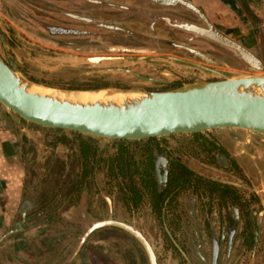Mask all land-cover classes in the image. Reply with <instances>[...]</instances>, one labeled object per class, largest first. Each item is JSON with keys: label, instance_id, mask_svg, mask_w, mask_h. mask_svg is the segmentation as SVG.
<instances>
[{"label": "flooded vegetation", "instance_id": "1", "mask_svg": "<svg viewBox=\"0 0 264 264\" xmlns=\"http://www.w3.org/2000/svg\"><path fill=\"white\" fill-rule=\"evenodd\" d=\"M134 4L128 9L111 7L109 14L118 19L117 22L122 19V13L133 16L134 21L145 24L152 35L159 28L164 29L168 37L181 35L186 38L185 42L198 40L204 43L206 50L187 47L185 42L167 41L185 49L190 55L187 58L205 66H217L210 57L221 50L242 61L247 69L263 68L264 14H260L255 0H218L209 14L191 0H135ZM84 11L88 13L87 9ZM210 16L224 19L212 20ZM70 17L90 23L89 18L71 13ZM60 27L54 35H90L85 30ZM209 29L225 37L229 43L206 36L203 30ZM109 30L115 32L120 27L109 26ZM0 33L5 37L1 27ZM0 41L2 44L1 38ZM4 50L7 51L2 44L0 55L4 61L7 64L13 62L30 78L13 51L8 48L12 54L9 58ZM151 69L158 77L155 79L163 82H151L146 86L148 90H165L168 86L199 79L195 74L171 69L179 80L168 82L160 75L163 68ZM195 133L178 134L191 135L196 142L199 136ZM208 142L198 144V151L190 153L182 152L183 146L178 144L152 146L151 181L136 183L135 191L125 194L118 180L119 210L132 214L146 211L156 229L163 231V238L157 241L158 247L154 251L157 264H264V162L260 156L254 157L248 152L243 155L233 153L229 148L230 136L221 140L214 137ZM73 162L74 159L72 165ZM139 162L136 160V164ZM49 193L52 196V191ZM49 204L52 205V201L49 200ZM156 221L158 223H154ZM116 230L120 239L130 238L139 245L133 243L132 247L131 243V249L129 246L120 249V253H128L127 264H145L144 260L148 264L145 251L137 240L120 228ZM119 244L122 246L123 242L119 241Z\"/></svg>", "mask_w": 264, "mask_h": 264}, {"label": "rangeland", "instance_id": "2", "mask_svg": "<svg viewBox=\"0 0 264 264\" xmlns=\"http://www.w3.org/2000/svg\"><path fill=\"white\" fill-rule=\"evenodd\" d=\"M255 1L258 4L257 9L260 10V14H264V2L262 0ZM48 3L52 5V8H49L50 5H46ZM15 7L20 12L13 11L14 15H12L10 9ZM204 9L209 14V8L204 7ZM71 11L64 4L57 3V0H0V27L5 32V37L0 34L3 37L1 39L3 48L7 49V51H4L9 54V58H11L10 55L12 54L9 53L8 48L13 51L15 56L21 60L23 70L30 77L29 79L57 87L96 81V83L106 82L109 85L118 83L122 86H127L124 88L146 89V86L151 83L146 86L141 85L138 83V79L122 73L91 74L88 71L95 70V68L84 66H61L56 70L49 71L46 67H53L55 63L47 60L46 57H60L67 54L139 55L142 53L136 50L147 49L149 47L159 52H171V54H158L173 55L191 60L187 58L190 56L188 51L178 46L170 45L167 42L173 41L183 44L186 38L181 35L174 38L168 37L164 29L156 28L155 33H153L154 38L147 31L145 24L142 25L135 22L133 16L130 17L122 13V19L117 22L118 19L112 17L113 15L109 14L111 11L105 8L100 11V17L97 14L98 10L96 11L95 9L93 10L94 13H90V16L83 15L87 14V12L84 11L83 13L81 7L74 8V12ZM70 13H74L78 17L89 18L90 23H86L77 17L71 18ZM210 18L212 20L224 19L215 16H210ZM226 21L229 20L227 19ZM56 25L85 30L90 35L57 36L51 34L47 27ZM109 26H118L120 30L112 32L109 30ZM129 33L134 34L131 35ZM64 41H74L78 45L70 46L62 44ZM115 43L119 45L115 46ZM185 43L190 48L208 49L204 43L198 40H191ZM2 44L0 43V47ZM121 47L130 48L133 51H122ZM210 58L217 65L213 67L254 71V69L245 68V64L242 61L229 56L221 50H217L216 55ZM130 68L140 75L158 78L151 67L147 65H133ZM263 70L264 64L261 71ZM197 80H200V78ZM200 133L199 137L196 138V142L191 135L187 134L161 136L158 141L161 145H165V143L182 145L181 151L190 153L193 151L197 152L198 144H208V141L214 137L221 140L225 139L226 136H230L231 143L229 144V148L233 153L243 155L242 153L248 152L254 157L260 156L261 161L264 162L263 133L236 128L214 129ZM72 138L71 134L67 132L48 131L41 128V136L36 142L39 146V151L35 155L36 164H39V168L36 171L40 176L36 183L37 187L44 188L43 190L47 189L48 191V189L50 190L49 185L52 180L59 178L50 190L52 191L50 198L52 208L49 211H66L72 207L76 211H85L88 216L82 222L80 216H77L72 222V226L74 227H78V225L79 227L82 226L81 234L91 222L109 217L111 211L113 219L135 225L145 235L153 250L156 251L158 247L156 246L158 245L157 241L163 238V231L160 228L156 229V225L152 224L150 213L137 211L135 214H132L130 211L119 210V204L117 203V182L109 176L104 160V158L115 152L116 145L108 140V138L99 137V139L95 140L102 159L98 166L93 169L92 174L82 179L81 183H79L80 185L76 186V181L79 179L80 167L76 161L75 145L70 142ZM140 158L139 153H137L136 159ZM73 159L74 165L71 164V160ZM223 161L226 163V158H223ZM42 208L44 207L42 206ZM116 228L112 226L101 227L92 231L87 236L83 243H87L93 262L96 260L100 264H127L125 258L128 256V253H120V249L124 250L128 246L130 248L131 243L133 247L135 241L130 238L124 240L126 237L120 239ZM78 239L77 237L76 240L78 241ZM119 241L123 242L122 246L119 244ZM136 246L139 247L137 244ZM144 262L147 264L146 260Z\"/></svg>", "mask_w": 264, "mask_h": 264}, {"label": "water", "instance_id": "3", "mask_svg": "<svg viewBox=\"0 0 264 264\" xmlns=\"http://www.w3.org/2000/svg\"><path fill=\"white\" fill-rule=\"evenodd\" d=\"M203 33L215 41L229 43L214 30H203ZM0 37L3 39L1 34ZM121 50L133 51L126 47ZM136 51L142 54L46 57L55 63L46 69L84 66L95 68L88 71L91 74H126L145 86L163 82L130 68L147 65L163 67L160 75L168 82L179 80L171 69L195 74L200 80L165 90L63 88L27 78L13 62L7 64L0 55V103L27 122L108 139L138 140L223 128L264 134V71L208 67L182 57L153 53L146 48ZM105 226L129 233L142 246L148 264H157L153 247L141 231L133 224L113 219L111 211L109 217L86 226L76 251L92 231Z\"/></svg>", "mask_w": 264, "mask_h": 264}, {"label": "crops", "instance_id": "4", "mask_svg": "<svg viewBox=\"0 0 264 264\" xmlns=\"http://www.w3.org/2000/svg\"><path fill=\"white\" fill-rule=\"evenodd\" d=\"M191 1L211 10L218 0ZM59 2L71 12L74 8L81 7L83 13L87 9L85 16L98 10L99 17L103 8L135 6V0ZM40 136L41 128L0 103V264H100L92 261L87 243L76 251L82 226L74 227L72 222L77 216L82 222L88 214L74 207L49 211L51 204L43 205L51 196L36 185L40 177L36 142Z\"/></svg>", "mask_w": 264, "mask_h": 264}, {"label": "trees", "instance_id": "5", "mask_svg": "<svg viewBox=\"0 0 264 264\" xmlns=\"http://www.w3.org/2000/svg\"><path fill=\"white\" fill-rule=\"evenodd\" d=\"M46 5H50L49 8H52V5L49 3ZM13 11L20 12V10L17 9L16 7L10 9V13L12 15H14ZM60 28L61 27L57 25L47 27V29L49 30L51 34H55L56 32H58ZM63 43L66 45H70V46L78 45V44H75L74 41H64L62 42V44ZM178 85L179 84L168 86L165 89H170ZM60 87L73 88V89H95V88H104V87H127V86H122L118 83L109 85L106 82L96 83V81H92V83L70 85V86H60ZM36 126L39 128L46 129L48 131H59L62 133L67 132L71 134L73 138L70 139L71 140L70 142L75 145L76 161L78 163V166L80 167L79 179L76 181L77 186L80 185L79 183H81L82 179L92 174L93 169L97 167L99 162L101 161L102 157L99 155L100 151H99V148H97L96 141H95L96 139H99V137L86 135V134L75 132L72 130H65V129H59V128H47V127H42L39 125H36ZM199 134L201 133L198 132V133H195L194 135H199ZM160 138L161 137H147V138L138 139V140L108 139L114 145H116V150L113 154L104 158L105 165L107 167L109 176L114 178L116 182L118 180L121 181L122 183L121 189L123 193L130 194V192H134L135 191L134 186L136 185V183H140L141 181L144 182L147 180L151 181V179H149L151 178V168H152L151 148L152 146H157L159 144L158 140ZM137 153H139L141 157L140 159H136ZM136 160L141 161V162L136 164ZM136 177L139 178V180L137 179L135 180ZM58 179L59 178L52 180V182L49 185L50 190H51V187L54 184H56L55 182ZM47 204H49V201L43 205H47Z\"/></svg>", "mask_w": 264, "mask_h": 264}, {"label": "built area", "instance_id": "6", "mask_svg": "<svg viewBox=\"0 0 264 264\" xmlns=\"http://www.w3.org/2000/svg\"><path fill=\"white\" fill-rule=\"evenodd\" d=\"M262 2H264V0H262Z\"/></svg>", "mask_w": 264, "mask_h": 264}, {"label": "bare ground", "instance_id": "7", "mask_svg": "<svg viewBox=\"0 0 264 264\" xmlns=\"http://www.w3.org/2000/svg\"><path fill=\"white\" fill-rule=\"evenodd\" d=\"M204 56V55H203ZM257 62V61H256ZM258 63V62H257Z\"/></svg>", "mask_w": 264, "mask_h": 264}]
</instances>
